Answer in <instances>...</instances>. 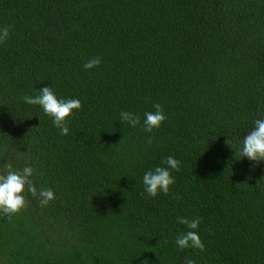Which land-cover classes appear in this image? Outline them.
I'll use <instances>...</instances> for the list:
<instances>
[{"label":"trees","instance_id":"1","mask_svg":"<svg viewBox=\"0 0 264 264\" xmlns=\"http://www.w3.org/2000/svg\"><path fill=\"white\" fill-rule=\"evenodd\" d=\"M0 264H264V0H0Z\"/></svg>","mask_w":264,"mask_h":264}]
</instances>
